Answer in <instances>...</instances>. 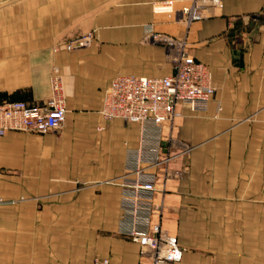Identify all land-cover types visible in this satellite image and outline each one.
Masks as SVG:
<instances>
[{
  "label": "crops",
  "instance_id": "obj_1",
  "mask_svg": "<svg viewBox=\"0 0 264 264\" xmlns=\"http://www.w3.org/2000/svg\"><path fill=\"white\" fill-rule=\"evenodd\" d=\"M168 2H173L168 5ZM191 0H7L0 19V103L47 100L55 71L68 113L59 132L0 138V264H145L118 235L121 176L140 126L106 120V90L118 75L174 72L167 42L185 40L216 92L208 109L181 108L165 131L171 160L156 204L183 250L177 264H264V0H223L187 26ZM94 32L69 51L59 41Z\"/></svg>",
  "mask_w": 264,
  "mask_h": 264
},
{
  "label": "built area",
  "instance_id": "obj_2",
  "mask_svg": "<svg viewBox=\"0 0 264 264\" xmlns=\"http://www.w3.org/2000/svg\"><path fill=\"white\" fill-rule=\"evenodd\" d=\"M223 0H191L182 9L187 26L210 16ZM172 5L173 2H168ZM146 40L167 42L174 57V72L166 77L118 75L106 90L101 111L106 120L121 119L140 126V143L128 149L121 176L118 235L140 247L145 264H177L183 250L176 237L162 226L161 208L156 204L160 175L155 168L171 160L165 154V131L176 126L181 108L204 112L216 88L210 68L188 55L185 40L163 37L152 26L145 29ZM93 36L67 45L69 51L83 48ZM67 98L63 78L55 71L51 96L42 102L10 101L0 103V138L8 132L48 134L59 132L66 123ZM162 168V167H161ZM93 264H110L107 258H95Z\"/></svg>",
  "mask_w": 264,
  "mask_h": 264
},
{
  "label": "rangeland",
  "instance_id": "obj_3",
  "mask_svg": "<svg viewBox=\"0 0 264 264\" xmlns=\"http://www.w3.org/2000/svg\"><path fill=\"white\" fill-rule=\"evenodd\" d=\"M7 0H0V3H3V2H6ZM22 0H17V2H20ZM15 6H9V7H6V8H0V19H4V20H7V18L10 17L11 15V12L13 10ZM94 32H89L85 35H81L79 37H75L73 39H69V40H62V41H59L57 44L60 46V47H64L65 49H67V45H69L71 42L77 40V39H80V38H84V37H87V36H93ZM91 44V43H90ZM68 50V49H67ZM161 208V217H162V205L160 206Z\"/></svg>",
  "mask_w": 264,
  "mask_h": 264
}]
</instances>
